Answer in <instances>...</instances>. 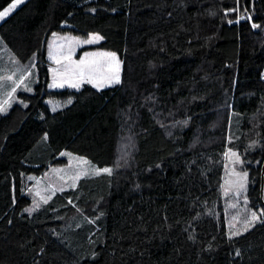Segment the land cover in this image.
<instances>
[{
  "label": "trees",
  "instance_id": "1",
  "mask_svg": "<svg viewBox=\"0 0 264 264\" xmlns=\"http://www.w3.org/2000/svg\"><path fill=\"white\" fill-rule=\"evenodd\" d=\"M55 32L101 34L88 47L117 52L122 80L50 88ZM0 38L37 77L0 114V245L20 264H105L114 173L131 171L136 191L151 192L146 181L174 159L199 190L174 229L209 264H264V0H25L0 22ZM229 149L248 173L239 196L225 191ZM64 150L111 171L30 211L31 176L66 163ZM232 218L245 221L233 230ZM155 249L114 264H159Z\"/></svg>",
  "mask_w": 264,
  "mask_h": 264
},
{
  "label": "rangeland",
  "instance_id": "2",
  "mask_svg": "<svg viewBox=\"0 0 264 264\" xmlns=\"http://www.w3.org/2000/svg\"><path fill=\"white\" fill-rule=\"evenodd\" d=\"M24 1L15 8H10L15 2L13 0L4 9H9L7 16ZM101 40L102 36L98 32L88 36L69 32L53 33L49 38V87L80 88L85 83H90L97 88H104L116 84L110 79L116 75L120 82L123 60L118 53L88 47ZM5 46L10 50L6 43ZM113 53L115 59L111 56ZM50 104L56 108L61 102L51 100ZM6 110V105L0 99V114ZM62 156L67 158L66 163L53 164L42 174L31 176L29 192L33 197V204L30 211L49 201L57 192L76 187L82 177L103 173V169L111 170V167H101L87 156L71 150H64ZM241 162L242 155L239 151L229 149L225 191L235 196L245 191L248 184V173L241 170ZM131 177L129 170L114 173L105 264L118 263L152 242L156 245L154 257L159 264H209L208 256L198 255L194 251L187 234L174 229L178 221L194 214L199 193L198 189L184 181L180 160H171L164 173H157L154 178L146 181L151 183L154 191L138 193L132 185ZM235 203L241 207V211L244 209L243 202L236 200ZM244 221L245 219L238 221L237 218H232L229 226L236 230ZM0 263L20 264V260L4 243L0 245Z\"/></svg>",
  "mask_w": 264,
  "mask_h": 264
},
{
  "label": "crops",
  "instance_id": "3",
  "mask_svg": "<svg viewBox=\"0 0 264 264\" xmlns=\"http://www.w3.org/2000/svg\"><path fill=\"white\" fill-rule=\"evenodd\" d=\"M6 48L4 41L0 38V99L8 110L17 101V89L20 87L30 89L37 77L34 73V64L27 66Z\"/></svg>",
  "mask_w": 264,
  "mask_h": 264
},
{
  "label": "snow or ice",
  "instance_id": "4",
  "mask_svg": "<svg viewBox=\"0 0 264 264\" xmlns=\"http://www.w3.org/2000/svg\"><path fill=\"white\" fill-rule=\"evenodd\" d=\"M22 2V0H15V2L12 4V5H10V8H15L16 7V5L18 4V3H21ZM8 12H9V9H6V10H4V11H0V18H3V17H5V16H7L8 15ZM254 27H259V25H253ZM111 56H112V58L113 59H115L116 57H115V54L113 53V54H111ZM110 79L113 81V82H115V83H119V76L118 75H116L115 77H110ZM73 86H75V85H73ZM103 171L104 172H109L110 173V169H103ZM246 175V174H245ZM252 216H253V218H256V213L255 212H253L252 213Z\"/></svg>",
  "mask_w": 264,
  "mask_h": 264
},
{
  "label": "water",
  "instance_id": "5",
  "mask_svg": "<svg viewBox=\"0 0 264 264\" xmlns=\"http://www.w3.org/2000/svg\"><path fill=\"white\" fill-rule=\"evenodd\" d=\"M263 191H264V164H263V169H262V182H261V197H262V199H263Z\"/></svg>",
  "mask_w": 264,
  "mask_h": 264
}]
</instances>
